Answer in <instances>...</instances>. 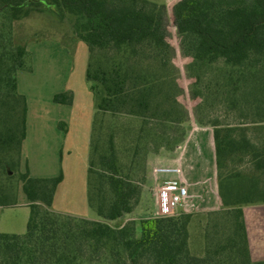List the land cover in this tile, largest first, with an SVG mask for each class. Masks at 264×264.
<instances>
[{
    "label": "trees",
    "instance_id": "trees-1",
    "mask_svg": "<svg viewBox=\"0 0 264 264\" xmlns=\"http://www.w3.org/2000/svg\"><path fill=\"white\" fill-rule=\"evenodd\" d=\"M34 12L61 21L73 17L75 39L88 47L86 76L98 110L88 202L102 221L55 212L63 175L33 178L27 169L19 175L30 208L27 232L0 233V264H264L252 260L243 210L264 203V0H180L172 8L180 51L189 59L186 72L194 80L192 98L201 100L200 108L223 105L244 121L223 129L197 120L215 132L222 203L208 213L202 256L189 248L192 213L111 224L139 204L142 187L135 176L145 174L146 155L182 143L189 121L175 91L168 8L148 0H0V208L19 204L11 170L27 137L28 104L18 73L26 68L28 48L17 40L15 23ZM54 102L71 105L73 96L61 93ZM120 117L130 120L122 150L116 142ZM258 129L263 132L256 141ZM248 155L252 173L221 172Z\"/></svg>",
    "mask_w": 264,
    "mask_h": 264
},
{
    "label": "rangeland",
    "instance_id": "rangeland-1",
    "mask_svg": "<svg viewBox=\"0 0 264 264\" xmlns=\"http://www.w3.org/2000/svg\"><path fill=\"white\" fill-rule=\"evenodd\" d=\"M73 23L74 19L71 16L61 21L53 14L37 12L15 23L17 40L27 42L28 48L26 68L18 73V84L19 93L27 99L30 132L25 149L22 147L21 155L14 156L15 164L11 170L18 186L19 204L12 208H0V233L24 235L27 232L30 208L19 181V175L27 169L33 178L63 175L53 204L55 212L102 221L88 202V167L92 154L91 129L97 118V100L86 76L88 47L84 42L76 41ZM170 31V42L176 49L173 59L177 83L176 96L189 113V121L183 126L186 138L171 149H161L159 152L146 155L145 174L137 173L135 176L136 182L142 187L141 200L132 214L111 223L112 225L132 221L139 223L146 217L158 216V208L152 193L155 184L152 169L159 164L178 162L183 148L188 147L194 130L201 127L197 122L198 118L216 121L223 129L244 123L237 113L228 112L223 105L215 106V103H212L211 106L199 107L201 100L192 98L194 80L187 75L186 66L189 59L181 54L173 18L170 19ZM66 92L73 96L72 106L56 105L53 97ZM43 116L47 118H42ZM60 116L68 118V123L71 122L69 118H73L68 136L51 129L54 119ZM117 120L116 142L118 148L122 150L126 147L122 142V131L130 124V120L126 117ZM134 124L138 126L137 122ZM262 132L258 129L252 135L253 138L256 141L260 140ZM103 133L102 140L105 141L108 137L106 132ZM177 134L178 131H175L173 136ZM123 160L129 161L127 158ZM221 172L250 174L253 172L252 158L249 155L241 160L234 158V161ZM210 212L212 211L188 202L176 213L194 215L189 226V248L194 256L204 254V228Z\"/></svg>",
    "mask_w": 264,
    "mask_h": 264
},
{
    "label": "crops",
    "instance_id": "crops-1",
    "mask_svg": "<svg viewBox=\"0 0 264 264\" xmlns=\"http://www.w3.org/2000/svg\"><path fill=\"white\" fill-rule=\"evenodd\" d=\"M148 1L159 5H166L168 8L169 18L171 19L172 8L180 0H148ZM54 97H53V102H54ZM55 104L60 106H72V104L71 105H65L60 103H55ZM42 118H47V117L43 116ZM67 119L68 118H65L63 116H60L59 118H55L51 129L58 132V134H63L65 136H68L70 134V130H71L70 128H72L71 122L73 118L72 117L69 118V120L71 121L69 123L67 122ZM29 132H30V123H29V114H28L27 137L23 144L24 149L29 139ZM186 148L185 149L183 148V151L181 152L178 162L175 163H180L182 166L183 179L188 185L190 191L189 203L192 202L193 205L200 206L208 211L220 210L222 208V203L219 195V180H218L214 129L211 127H206V128L198 127V129H195L191 136L188 147ZM59 175L52 177L51 176L50 177L34 176V177L53 178ZM243 210H244V216L248 231V240H249L252 260L255 262L264 261V203L245 205L243 206Z\"/></svg>",
    "mask_w": 264,
    "mask_h": 264
},
{
    "label": "built area",
    "instance_id": "built-area-1",
    "mask_svg": "<svg viewBox=\"0 0 264 264\" xmlns=\"http://www.w3.org/2000/svg\"><path fill=\"white\" fill-rule=\"evenodd\" d=\"M153 193L158 208V216L176 215L179 208L190 200L189 187L183 179L180 163H163L155 166L152 171Z\"/></svg>",
    "mask_w": 264,
    "mask_h": 264
}]
</instances>
